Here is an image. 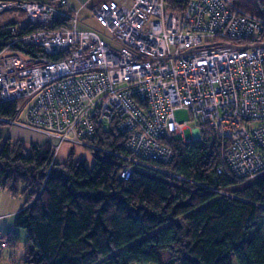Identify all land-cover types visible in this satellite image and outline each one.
<instances>
[{"label": "built area", "instance_id": "obj_1", "mask_svg": "<svg viewBox=\"0 0 264 264\" xmlns=\"http://www.w3.org/2000/svg\"><path fill=\"white\" fill-rule=\"evenodd\" d=\"M86 7L103 33L77 28ZM66 8V0H0V13H24L19 24L68 19L61 29L13 37L0 51V103H13L15 112L1 123L44 134L52 162L61 143H89L97 126L113 124L125 135L118 176L126 179L148 161L171 160L167 143L185 127L174 112L183 108L196 140L203 128L214 135L217 174H264V18L231 0H185L181 11L163 0ZM14 44L41 55L10 51ZM4 234L0 227V257Z\"/></svg>", "mask_w": 264, "mask_h": 264}, {"label": "trees", "instance_id": "obj_2", "mask_svg": "<svg viewBox=\"0 0 264 264\" xmlns=\"http://www.w3.org/2000/svg\"><path fill=\"white\" fill-rule=\"evenodd\" d=\"M163 1L171 11L185 5ZM231 1L264 18V0ZM67 25L68 19L1 24L0 51L13 37ZM9 50L41 55L32 46ZM14 115L13 103H0L1 118ZM88 141L103 153L90 168L72 151L51 164L48 142L0 137V188L24 197L13 221L25 233L19 264H264V176L217 174L218 148L208 129L196 141L173 136L168 163L148 161L137 166L146 171L135 167L126 179L118 176L125 135L113 124L97 126Z\"/></svg>", "mask_w": 264, "mask_h": 264}, {"label": "rangeland", "instance_id": "obj_3", "mask_svg": "<svg viewBox=\"0 0 264 264\" xmlns=\"http://www.w3.org/2000/svg\"><path fill=\"white\" fill-rule=\"evenodd\" d=\"M46 1L53 2L54 0H46ZM82 2L83 0H66V3H67L66 9L70 10L69 5L72 6L74 9L75 8L78 9L79 6L81 7ZM23 20H24V13L18 9L6 10L0 13V25L6 24V23H12V22H20ZM78 21H79L77 25L78 29H92L99 33L104 32L103 28L92 18L87 7L80 9L79 14H78ZM174 118L177 122L185 123V127L183 128L181 135L175 136V137L181 138V139L183 138L184 142L196 141L194 132H193L195 128V124L194 122L191 121L188 110L183 109V108L176 110L174 112ZM7 126H14L12 129L10 128L8 129L9 131L14 130V133L19 134L18 130H20L22 135L33 134V137L35 138L37 137V139L39 138L41 139L40 142H42L43 140L46 141L45 135L42 133H39L38 131H34L32 129L23 128V127H20L21 128L20 129L18 126L15 127V125H6L4 123H1L0 125L1 135H5V131L8 128ZM24 129L31 130L35 133L25 131ZM54 142L56 143L55 140ZM70 151L73 152V159L74 160H79V159L84 160L87 168H90L92 166L94 162V158L96 156H101L103 154L101 151L93 147L88 142H83V144H75V143L65 141L61 143L58 153L56 154V157L53 162H59V163L65 162L68 158ZM51 158H52V155H51ZM53 162L51 160V164ZM137 169L146 171L142 167H137ZM261 176H264V174H260L257 177H261ZM4 194L6 198H9L8 194L10 193H7V191H4ZM23 201H24V197L22 195L17 194L15 195L12 201H10L9 203L5 202L1 205L0 206V224L1 223L9 224V222H12L11 220L12 214L10 213L13 211V209L17 207L16 212H14L16 214L18 210L21 208ZM1 228L3 229V226H1ZM16 229L18 230V233L20 234L19 240L16 239V242H14L13 244L8 242L7 248L3 250L2 257H0V264H19L18 263L19 259L24 255V244H25L24 232L22 229H18V228ZM3 236L6 238L7 235L4 234Z\"/></svg>", "mask_w": 264, "mask_h": 264}, {"label": "crops", "instance_id": "obj_4", "mask_svg": "<svg viewBox=\"0 0 264 264\" xmlns=\"http://www.w3.org/2000/svg\"><path fill=\"white\" fill-rule=\"evenodd\" d=\"M86 0H83V2H85ZM80 7V6H79ZM78 7V8H79ZM69 8L70 9H74L72 6H70L69 5ZM75 9H77V8H75ZM8 128L6 129V131H5V135H1L0 134V137H8V138H10L11 140H13V141H15V140H20L21 142H23L25 145H27V144H30V143H37V144H42V143H44V142H46L45 140H43L42 142H40V138L39 139H37V137L35 138V137H33V134H26V135H22L21 134V132H20V130H18L19 131V134L18 133H14V130H12V131H9L8 129L10 128V129H12L14 126H7ZM16 127V126H15ZM20 128V127H19ZM21 129V128H20ZM23 129V128H22ZM25 131H28V132H32V133H35V132H33V131H31V130H27V129H24ZM4 134V133H3ZM0 206L3 204V203H5V202H7V203H9L10 201H12L13 199H14V197H15V195H12V194H8L9 196V198H6V196H5V194H4V191H6V190H3V189H1L0 188ZM7 193H9V192H7ZM17 208V207H16ZM13 209V211L10 213V214H12L11 215V220H12V222H9V224L8 223H1L0 224V227L1 226H3V229H4V232H5V234H7V237H11V236H14V237H16V239H18L19 240V236H20V234L18 233V230L13 226V221H14V218H15V213L14 212H16V210L17 209ZM24 232V231H23ZM24 238H25V233H24ZM22 258V257H21Z\"/></svg>", "mask_w": 264, "mask_h": 264}, {"label": "water", "instance_id": "obj_5", "mask_svg": "<svg viewBox=\"0 0 264 264\" xmlns=\"http://www.w3.org/2000/svg\"><path fill=\"white\" fill-rule=\"evenodd\" d=\"M195 140H196V137H195Z\"/></svg>", "mask_w": 264, "mask_h": 264}]
</instances>
